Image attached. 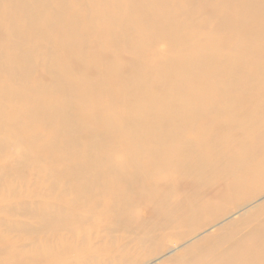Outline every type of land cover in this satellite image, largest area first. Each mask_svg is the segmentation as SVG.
Listing matches in <instances>:
<instances>
[{"label":"bare ground","instance_id":"6f19581e","mask_svg":"<svg viewBox=\"0 0 264 264\" xmlns=\"http://www.w3.org/2000/svg\"><path fill=\"white\" fill-rule=\"evenodd\" d=\"M0 19L1 37L18 31L0 50V150L69 178L75 193L60 204L69 215H40L44 253L80 219L124 217L175 173L200 183L209 160L236 172L226 194L264 176V0H0ZM179 201L190 205L181 214L177 200L159 201L165 223L207 208ZM257 235L220 264H264V227Z\"/></svg>","mask_w":264,"mask_h":264},{"label":"rangeland","instance_id":"374dc122","mask_svg":"<svg viewBox=\"0 0 264 264\" xmlns=\"http://www.w3.org/2000/svg\"><path fill=\"white\" fill-rule=\"evenodd\" d=\"M200 13L207 17L205 9ZM4 22L0 19V50L17 41L18 31L1 37ZM156 48L162 53L168 51L162 41L157 42ZM150 54L146 48L145 57ZM41 68L42 64L37 65L34 73ZM7 77L8 73L0 70V80ZM202 119L195 118L194 125H204ZM127 134L134 137L135 131ZM72 147L78 153L84 149L79 141ZM209 148L205 146V150ZM224 165L222 161L215 164L209 160L200 183L177 173L172 182L159 181L152 197H133L135 206L128 211L126 208L124 217L102 214L95 221L80 219L76 229L63 233L60 240L71 247L58 260L52 257L58 252L56 246L60 240L54 239L55 247L50 253L43 251L44 242L50 244L51 239L45 234L40 215L51 217L63 211L67 216L69 210H63L60 204L74 202L70 179L64 176L56 179L32 166L24 168L18 153L3 148L0 150V264H220L232 250L257 234L258 237L264 227V176L226 194L237 174L224 169ZM242 167L240 172L246 173L248 169ZM170 189L174 192L168 196ZM87 194L95 201L107 195L103 191ZM181 197L189 199L190 204L207 203V208L198 216L179 219V226L165 223L158 210L159 201L168 198L182 206ZM189 208L190 205L182 206L180 214ZM155 228L158 234L149 237L148 233Z\"/></svg>","mask_w":264,"mask_h":264}]
</instances>
